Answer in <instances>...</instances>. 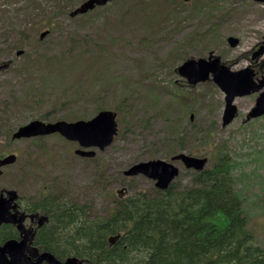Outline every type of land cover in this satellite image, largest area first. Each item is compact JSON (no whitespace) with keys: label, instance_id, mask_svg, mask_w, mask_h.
Listing matches in <instances>:
<instances>
[{"label":"rangeland","instance_id":"374dc122","mask_svg":"<svg viewBox=\"0 0 264 264\" xmlns=\"http://www.w3.org/2000/svg\"><path fill=\"white\" fill-rule=\"evenodd\" d=\"M85 1L0 0L1 127L87 120L105 109L116 113L118 128L113 143L93 149L94 158L76 155L77 143L45 136L44 157L37 160H46L43 169L18 174L20 191L34 202L59 195L100 215L113 206L117 190L125 197L154 188L144 176L122 175L132 165L185 153L205 157L209 167L221 148L232 162L247 228L263 245L264 116L246 119L257 93L235 98L237 114L222 126L225 95L212 81L188 86L175 70L213 53L231 71L249 67L255 81L264 77V52L251 57L264 42V4L114 0L71 17ZM44 31L49 34L41 40ZM229 37L238 39L236 47ZM175 164L180 172L172 183L189 185L193 171Z\"/></svg>","mask_w":264,"mask_h":264},{"label":"trees","instance_id":"16d2710c","mask_svg":"<svg viewBox=\"0 0 264 264\" xmlns=\"http://www.w3.org/2000/svg\"><path fill=\"white\" fill-rule=\"evenodd\" d=\"M183 144L179 139L180 151ZM213 154L211 166L193 171L189 185L116 196L100 215L65 197L43 196L35 205L48 224L38 246L60 261L74 257L81 264H264V244H255L247 228L231 159L221 148Z\"/></svg>","mask_w":264,"mask_h":264},{"label":"water","instance_id":"95a60500","mask_svg":"<svg viewBox=\"0 0 264 264\" xmlns=\"http://www.w3.org/2000/svg\"><path fill=\"white\" fill-rule=\"evenodd\" d=\"M114 0H87L70 13L71 17L85 14L96 7H102ZM256 3H264V0H253ZM48 34L47 31L40 34L43 39ZM227 42L230 47L234 48L238 40L229 37ZM264 46L261 47L252 58L262 55ZM18 52L17 55H21ZM3 68V67H0ZM177 73L186 80L188 85H195L200 82L211 80L224 96V109L222 113V126L229 124L237 113L233 104L236 97L247 96L251 93L258 92L254 106L248 113L246 119H253L264 115V77L255 82L253 73L247 67L239 71H231L221 63L219 57L209 53L207 59L190 58L183 62L178 68ZM192 120V116L190 117ZM59 134L69 142H75L80 149L75 150V154L80 157L92 158L95 156L94 151L87 149L103 150L108 147L114 136L117 134L116 114L112 111L104 110L96 114L90 120H79L75 122L56 121L46 123L34 120L25 126H22L14 134V138H31L36 136H47ZM13 158L8 157L0 162V168L6 164L12 163ZM175 162H180L185 169L193 171H202L205 168L207 159L197 158L184 153L177 154L170 159V162L163 160H150L139 162L123 172L126 177L143 175L155 182L154 186L159 190H165L171 182L178 176L179 169ZM1 174V171H0ZM122 198V191H117ZM4 206L0 199V224L3 223L2 210ZM41 220H47L45 217ZM29 233L25 234L21 241H7L0 245V264H81L76 258H67L64 262L58 261L54 256L46 252H39L27 244L30 239ZM119 235L111 236L108 239L112 245Z\"/></svg>","mask_w":264,"mask_h":264},{"label":"flooded vegetation","instance_id":"af4514ba","mask_svg":"<svg viewBox=\"0 0 264 264\" xmlns=\"http://www.w3.org/2000/svg\"><path fill=\"white\" fill-rule=\"evenodd\" d=\"M19 127L8 130L0 125V162L8 156L13 158L12 163L1 167L0 199L4 209L1 212L3 223L0 224V245L7 241L19 242L24 239L26 233H29L30 241L27 244L41 252L37 238L40 231L48 224V220H41L46 214L31 198L20 191L16 176L38 171L39 168L43 169L46 160H42L41 165L37 160L44 157L42 153L45 138L39 136L30 139L14 138L13 135Z\"/></svg>","mask_w":264,"mask_h":264}]
</instances>
